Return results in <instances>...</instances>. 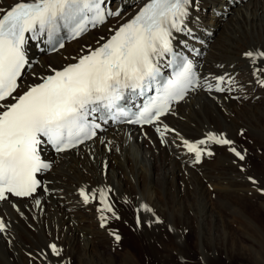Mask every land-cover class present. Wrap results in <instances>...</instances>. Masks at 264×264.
<instances>
[{
  "label": "bare ground",
  "instance_id": "obj_1",
  "mask_svg": "<svg viewBox=\"0 0 264 264\" xmlns=\"http://www.w3.org/2000/svg\"><path fill=\"white\" fill-rule=\"evenodd\" d=\"M16 1L0 0V8ZM146 2L105 0L106 11L120 14L52 53L45 36L29 39L31 65L14 96L103 44ZM187 12L171 40L190 56L198 86L147 126L105 124L60 153L42 146L51 167L40 173L41 186L31 196L0 200V264H264V71H256L264 59L253 64L244 55L264 51V2L190 0ZM220 77L224 91L215 88ZM165 126L170 131L161 137L156 129ZM209 134L232 143L208 141L201 147L211 155L196 162L183 141ZM81 188L96 190V199L85 203ZM100 189L111 212L100 211Z\"/></svg>",
  "mask_w": 264,
  "mask_h": 264
},
{
  "label": "snow or ice",
  "instance_id": "obj_2",
  "mask_svg": "<svg viewBox=\"0 0 264 264\" xmlns=\"http://www.w3.org/2000/svg\"><path fill=\"white\" fill-rule=\"evenodd\" d=\"M104 3L105 0H17L7 10L0 8V101L9 97L15 101L0 104L3 109L0 111V200L7 198L6 193L17 197L35 193L41 186L37 174L51 167L41 158L42 145L50 144L56 152H64L92 139L100 125L90 123L88 117L98 108L117 109L113 114L116 121L122 116L129 117L130 114L119 107L122 91H143L156 82L160 74L159 60L172 53V30L181 29L190 0H147L138 14L103 44L75 58L74 63L61 69L51 68V74L40 77L39 83L14 96L20 87L18 80L29 64L25 51L27 41L39 39L46 33L48 43L52 44L61 28L68 29L75 39L87 30L88 24L95 26L103 23L106 15L120 14L106 11ZM63 47V42H59V48ZM244 55L253 64L257 59H264V51H248ZM224 79L218 78L216 91L225 90L221 87ZM193 83V65L187 61L174 78L156 89L157 96L125 122L153 123L169 110L171 100L183 99ZM260 83L264 85V81ZM208 88L211 90L212 85ZM156 130L161 137L170 131L167 126L164 131ZM208 141L232 143L209 134L206 140H184L183 144L199 162L205 151L201 145ZM230 151L244 159L235 148ZM80 195L88 203L96 199V190L89 193L81 188ZM99 196L104 206L100 211L111 212L104 189L99 190ZM39 203L37 200L36 204ZM101 220L103 226L106 217L102 215ZM4 229V222L0 220V232ZM115 239L119 241L120 236L115 235ZM50 247L53 254L59 255L55 244Z\"/></svg>",
  "mask_w": 264,
  "mask_h": 264
},
{
  "label": "rangeland",
  "instance_id": "obj_3",
  "mask_svg": "<svg viewBox=\"0 0 264 264\" xmlns=\"http://www.w3.org/2000/svg\"><path fill=\"white\" fill-rule=\"evenodd\" d=\"M246 1H244L242 4H244ZM264 2V0H258V3H263ZM111 4H112V2H111ZM207 7V6H206ZM205 7V8H206ZM202 10V9H201ZM203 12V11H202ZM234 14V12H227L226 13V15H225V18H224V23H227V21H229V19H230V17H231V15H233ZM97 37H98V34H97ZM101 39H102V37H100ZM250 72H252L253 71V67H250L249 69H248ZM40 78V77H39ZM260 77H258L257 78V80H258V82L260 81ZM257 82V81H256ZM256 186V183L255 184H253V185H251V187L250 188H254ZM229 198H232V197H229ZM234 198V197H233ZM222 204H224V205H226L227 204V202L224 200L223 201V199H222ZM218 209H214V211H217ZM221 210H223L222 208H221ZM196 212H199V213H201V212H204L203 210H201V209H198V210H196ZM172 225V226H171ZM169 226L170 227H173V226H175V224H174V222H171V224L169 223ZM234 264H240L239 262H235Z\"/></svg>",
  "mask_w": 264,
  "mask_h": 264
}]
</instances>
